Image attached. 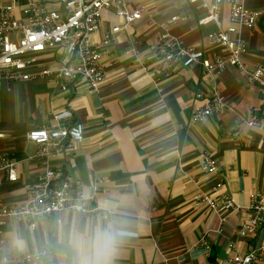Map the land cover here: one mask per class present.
Segmentation results:
<instances>
[{"label": "crops", "instance_id": "0c3cea01", "mask_svg": "<svg viewBox=\"0 0 264 264\" xmlns=\"http://www.w3.org/2000/svg\"><path fill=\"white\" fill-rule=\"evenodd\" d=\"M137 5H144L146 12L128 26L114 10L103 12L95 43L101 42L103 33L121 29L101 61L105 82L97 93H88L82 83L63 89L58 77L17 83L0 79V155L17 161L19 174L15 183L0 176V203H23L25 184L43 172L40 161L29 159L37 147L26 141L27 133L54 125L55 113L71 109L74 121L83 126L84 140L51 164L69 175L89 198L90 207L102 211L112 205L127 222L114 264H231L234 255H246L264 243V224L254 235L238 233L251 213L252 195H264V85L251 82L237 68L228 69L219 75L217 85L234 113L192 125L193 109L202 103L197 95L209 93L212 80L199 63H179L169 77L150 75L160 32L150 23L187 17L170 32L185 45L203 50L208 59L216 53L225 55L207 40L217 25L200 23L205 17L201 2L134 0ZM246 6L262 16L254 28L242 31L248 44L245 62L264 65V0H248ZM222 22L225 27L230 24L228 5L223 6ZM63 56L59 49L39 54L29 72L58 69ZM253 116L260 126H243L240 140H235L237 118ZM203 151L217 160L216 174L201 169ZM98 180L102 182L94 187ZM221 181L224 186L216 190ZM202 194L230 195L240 210L218 213L199 204ZM74 218L81 225L105 219L99 213L63 211L41 221L35 230L28 220H17L5 228L1 253L8 250L9 234L15 230L26 241L24 252L48 246L53 254L46 264H71V252L60 234ZM203 237L210 251L196 246ZM259 254L257 264H264V251Z\"/></svg>", "mask_w": 264, "mask_h": 264}, {"label": "built area", "instance_id": "2783aa9c", "mask_svg": "<svg viewBox=\"0 0 264 264\" xmlns=\"http://www.w3.org/2000/svg\"><path fill=\"white\" fill-rule=\"evenodd\" d=\"M190 1L201 2L205 10L201 24L213 22L217 25V31L209 34L207 40L210 45L220 46L225 55L216 53L213 59H208L200 48L185 45L170 32L172 25L187 19L176 15L163 22L150 23L159 27L160 32L153 45L154 54L148 70L153 77L161 78L172 75L179 63L186 66L199 63L203 66L205 74L212 80V87L209 93L197 95L202 103L194 107L191 116V124L197 126L213 116L234 113V106L224 99L217 85L221 73L237 68L251 82L264 85V65L245 62L248 44L242 34L243 29L257 25L262 13L248 8V0ZM224 5L229 7L230 24L227 27L222 22ZM106 10H114L128 26L142 19L146 7L134 6V0H0V79L17 83L58 77L63 89L82 83L88 93H97L105 82L101 61L113 43L114 34L121 29L115 27L111 32L103 33L100 43L93 41V36L101 31L103 12ZM58 49L64 55L60 68L29 72L36 64L37 55ZM54 120V125L31 130L26 135V141L37 147L35 155L29 159L40 161L44 169L39 179L25 184V201L13 205L0 203V262L3 264H46L53 254L48 246L34 252L18 253L8 249L1 253L8 223L28 220L30 228L35 230L41 221L50 220L63 211L85 216L99 213L105 218L104 210L90 207L89 198L74 186L69 175L51 164L84 140L83 126L74 121L71 109L55 113ZM243 126L259 127L258 117L237 118V129L232 134L235 140H240ZM199 161L201 169L207 173L218 172V162L210 151H203ZM0 176L10 183L17 182L18 162L0 155ZM101 182L98 180L94 187ZM223 186L221 181L216 190ZM251 199V213L238 232L241 237L254 235L264 224V195L254 194ZM199 204H206L218 213L240 210L230 195L215 198L211 194H202ZM225 221L222 218V223ZM196 246L206 251L211 249L206 237ZM259 251H264V243L246 255H234L230 262L257 264L261 260Z\"/></svg>", "mask_w": 264, "mask_h": 264}, {"label": "clouds", "instance_id": "9594fccd", "mask_svg": "<svg viewBox=\"0 0 264 264\" xmlns=\"http://www.w3.org/2000/svg\"><path fill=\"white\" fill-rule=\"evenodd\" d=\"M104 220L88 221L81 225L73 219L60 241L71 252V264H114L126 233L127 222L120 217L112 205L106 206ZM26 241L15 230L9 234L8 249L22 253ZM3 264V262H0Z\"/></svg>", "mask_w": 264, "mask_h": 264}]
</instances>
